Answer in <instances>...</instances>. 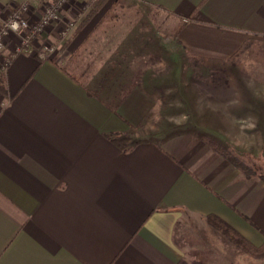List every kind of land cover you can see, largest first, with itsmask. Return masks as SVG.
I'll return each instance as SVG.
<instances>
[{
  "label": "crops",
  "instance_id": "1",
  "mask_svg": "<svg viewBox=\"0 0 264 264\" xmlns=\"http://www.w3.org/2000/svg\"><path fill=\"white\" fill-rule=\"evenodd\" d=\"M112 1L53 56L12 53L11 37L0 53V264L262 262L216 248L207 218L263 244L264 183L212 148L224 123L206 129L214 140L162 125L142 60L154 33L118 27ZM128 1L176 19L202 61L264 45V0Z\"/></svg>",
  "mask_w": 264,
  "mask_h": 264
},
{
  "label": "rangeland",
  "instance_id": "2",
  "mask_svg": "<svg viewBox=\"0 0 264 264\" xmlns=\"http://www.w3.org/2000/svg\"><path fill=\"white\" fill-rule=\"evenodd\" d=\"M56 1L38 0L37 7H34L30 0L18 2L11 0L5 5H0L2 11L0 24L10 17L11 13L23 7L26 10L22 15L28 17L29 22L34 24L41 19L47 6ZM71 1L74 4L69 3ZM96 1L98 0H68L70 7L67 9L62 5L60 8V23H51L38 34H32L27 30L31 39L30 45L25 49H30L31 46L39 52L44 46L50 45L54 47L50 53V56H53L77 32L83 18L92 10ZM111 5L112 3L105 8L103 6L101 11L98 10L99 13H104ZM118 6L119 9H116ZM116 8L112 10L120 20L118 27L150 30L154 33L152 42L149 38L146 41L147 53L150 52L151 57H142L145 58L142 60L147 61V68L151 64V69H147L146 73L147 76L149 70L152 73V93L157 99L162 125L169 131L191 129L204 132V135L214 140L211 137L214 135L205 131L208 127H216L222 122L224 125L222 131L216 134V140L229 148L232 156L248 166V175H242L248 178L258 177L259 174L264 176V45L261 43L254 45L252 40L251 46L233 59L232 63L200 60L194 68L190 65L189 55L181 50L174 36L178 25L176 19L128 0L122 1ZM77 15H81L82 19ZM68 17H72L76 24L65 34L63 31L68 26ZM8 37L14 41L12 53H21L23 50L17 52V49L21 50L23 45L15 35H9L4 39V48L8 43ZM6 54L0 56V60L1 57H10ZM139 65L140 62L138 72L142 69ZM212 104L217 105L216 111L210 110ZM230 111L237 115L223 117ZM229 120L232 122L230 121L228 125ZM214 232L216 231L211 229L208 236L215 242L216 248L222 250L230 246L232 252L237 253L232 243L227 240L225 242L220 233ZM244 256L251 258L248 254ZM258 264H264V260Z\"/></svg>",
  "mask_w": 264,
  "mask_h": 264
},
{
  "label": "trees",
  "instance_id": "3",
  "mask_svg": "<svg viewBox=\"0 0 264 264\" xmlns=\"http://www.w3.org/2000/svg\"><path fill=\"white\" fill-rule=\"evenodd\" d=\"M105 2L106 0L96 1L92 7V10L83 18L82 22L79 25V28L83 26L85 23H87L88 21H90L91 18L98 12V10L101 8V6ZM178 30H179V27L176 30V35H177ZM251 44H252L251 40H247L246 42H244L236 50V52L229 58L228 61L232 62L233 59H236V57H238L243 51L249 48ZM189 59H190V65L194 68L196 67V63L200 61L199 57H196L194 55H189ZM112 109L115 110V108L113 107ZM212 148L216 152H218V154L224 157L226 160L231 162L235 167H237L240 173L244 175L245 174L248 175V171H249L248 166H246L245 164H243V162L236 159L234 155L232 156V151L229 148L219 143L212 144ZM258 178L264 181V176L262 174H259ZM207 221L211 227H213L216 231H218L228 242L232 243L241 252L248 254L252 257L264 256V243L259 246L254 245L248 239L242 236L236 229H234L232 226H230L227 222H225L218 216L210 215L207 218ZM176 264H187V262L184 260H180Z\"/></svg>",
  "mask_w": 264,
  "mask_h": 264
},
{
  "label": "built area",
  "instance_id": "4",
  "mask_svg": "<svg viewBox=\"0 0 264 264\" xmlns=\"http://www.w3.org/2000/svg\"><path fill=\"white\" fill-rule=\"evenodd\" d=\"M73 3V1L69 2ZM68 3V0H57L53 4H49L47 8L45 9V12L43 13V16L39 21H37L34 24H31L29 22L28 17H24L22 15V12H24L26 9L23 7L21 10L17 12L11 13L10 17H8L6 20H4L0 24V53L4 49V39L9 36V35H15L17 36L21 43H22V48L17 49V52H20L25 49V47H28L30 45V39L31 36L27 34V30H30L32 34L35 33H41L44 31V29L48 26L51 25V23H60L61 22V17L59 14L60 8L63 5L64 8L70 7ZM81 2H77V4H80ZM70 16V15H69ZM78 18L82 19L81 15H77ZM2 17V11L0 9V19ZM15 23L19 25V27L14 31L11 27V25ZM76 24L75 20L72 17H68V26L66 27V30L63 31V33L67 34V31H70L72 26ZM54 47L50 45H46L43 47L42 50L39 51L40 57L42 58H48L50 56V53H52V50ZM9 58L6 57H1L0 60V68L3 70L6 69V67L9 64Z\"/></svg>",
  "mask_w": 264,
  "mask_h": 264
},
{
  "label": "clouds",
  "instance_id": "5",
  "mask_svg": "<svg viewBox=\"0 0 264 264\" xmlns=\"http://www.w3.org/2000/svg\"><path fill=\"white\" fill-rule=\"evenodd\" d=\"M11 27H12V29L15 31V30L19 27V25L13 23V24L11 25Z\"/></svg>",
  "mask_w": 264,
  "mask_h": 264
}]
</instances>
